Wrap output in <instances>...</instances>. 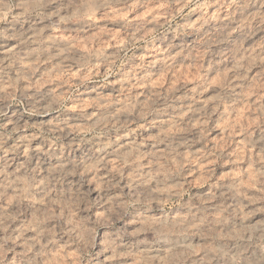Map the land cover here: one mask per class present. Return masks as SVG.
Masks as SVG:
<instances>
[{"label": "clouds", "instance_id": "1", "mask_svg": "<svg viewBox=\"0 0 264 264\" xmlns=\"http://www.w3.org/2000/svg\"><path fill=\"white\" fill-rule=\"evenodd\" d=\"M0 264H264V0H0Z\"/></svg>", "mask_w": 264, "mask_h": 264}]
</instances>
